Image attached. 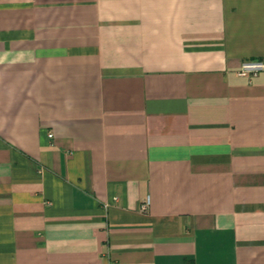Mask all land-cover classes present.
Listing matches in <instances>:
<instances>
[{
    "label": "crops",
    "instance_id": "obj_1",
    "mask_svg": "<svg viewBox=\"0 0 264 264\" xmlns=\"http://www.w3.org/2000/svg\"><path fill=\"white\" fill-rule=\"evenodd\" d=\"M0 264H264V0H0Z\"/></svg>",
    "mask_w": 264,
    "mask_h": 264
},
{
    "label": "built area",
    "instance_id": "obj_2",
    "mask_svg": "<svg viewBox=\"0 0 264 264\" xmlns=\"http://www.w3.org/2000/svg\"><path fill=\"white\" fill-rule=\"evenodd\" d=\"M258 67H260V65H256V64H245L241 70V74H245L249 69H257ZM149 200H145L144 204H143V208H146L148 206Z\"/></svg>",
    "mask_w": 264,
    "mask_h": 264
}]
</instances>
